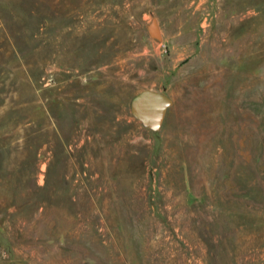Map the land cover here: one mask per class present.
I'll list each match as a JSON object with an SVG mask.
<instances>
[{
	"label": "rangeland",
	"instance_id": "374dc122",
	"mask_svg": "<svg viewBox=\"0 0 264 264\" xmlns=\"http://www.w3.org/2000/svg\"><path fill=\"white\" fill-rule=\"evenodd\" d=\"M0 264H264V0H0Z\"/></svg>",
	"mask_w": 264,
	"mask_h": 264
},
{
	"label": "water",
	"instance_id": "95a60500",
	"mask_svg": "<svg viewBox=\"0 0 264 264\" xmlns=\"http://www.w3.org/2000/svg\"><path fill=\"white\" fill-rule=\"evenodd\" d=\"M147 29L151 37L160 39V31L155 18L147 25ZM171 104L172 98L166 93L153 88H143L131 98L130 110L132 116L142 126L156 132L161 128Z\"/></svg>",
	"mask_w": 264,
	"mask_h": 264
}]
</instances>
